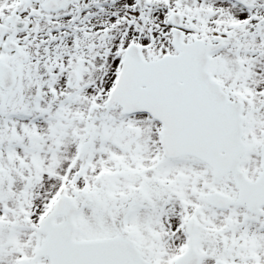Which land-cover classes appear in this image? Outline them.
Masks as SVG:
<instances>
[{
	"label": "rangeland",
	"instance_id": "1",
	"mask_svg": "<svg viewBox=\"0 0 264 264\" xmlns=\"http://www.w3.org/2000/svg\"><path fill=\"white\" fill-rule=\"evenodd\" d=\"M19 1L0 0V17L9 15ZM241 2L68 0L59 13L34 17L32 8L38 2L31 1L30 28L19 37L25 55L19 62V86L0 110V250L32 245L40 238L31 228L5 227L12 213L34 207L45 211L51 198L67 192L80 207L86 195L98 199V208L79 207L81 212L121 211L128 200L137 199L131 211L153 219L147 227L155 236L153 254L163 248L168 259L184 248L178 225H169L181 211L210 213L217 230L232 220L230 242L225 244L217 233L213 253L229 255L230 264H245L243 258L251 252L245 249L240 212L207 202L208 193L225 189L230 177L212 180L206 171L196 172L195 161L187 156L167 158L159 141L161 124L147 115L126 114L119 105L105 109L130 42H137L146 58L176 51L169 15L178 10L189 23L186 39L224 35L225 46L212 53L208 68L249 110L252 146L261 141L264 0ZM105 32L107 36L100 38ZM70 68L77 73L72 85L66 82ZM86 140L88 146L80 154L79 146ZM258 156L254 148L247 162L258 163ZM165 231L168 242L159 236ZM156 257L162 259L160 254Z\"/></svg>",
	"mask_w": 264,
	"mask_h": 264
},
{
	"label": "water",
	"instance_id": "2",
	"mask_svg": "<svg viewBox=\"0 0 264 264\" xmlns=\"http://www.w3.org/2000/svg\"><path fill=\"white\" fill-rule=\"evenodd\" d=\"M64 2L65 0H45L43 4L46 9H57ZM170 19L175 24L172 43L178 53L146 60L137 45L127 46L119 78L106 100V108L119 103L125 112L150 113L162 122L161 141L166 155L175 157L192 154L200 157L213 166L218 176L232 170L240 187L237 200L256 206L264 201L260 194L263 182L260 179L253 182L246 180L238 169L241 157L247 152V145L241 137V102L230 100L219 82L214 81L207 70L209 53L222 45V37L217 36L220 39L218 43H206L203 39L185 43L182 32L178 29L186 26L182 14L175 11ZM6 28L0 25V36ZM75 78V71L70 69L67 82L73 84ZM13 82L11 79L10 84ZM87 143L85 141L81 144L80 153L84 152ZM262 155L264 164V144ZM246 188L254 193L247 196ZM210 197L211 202L219 206L232 202L228 196L218 191L211 193ZM58 198L48 218L57 213H65L67 221L65 227L57 226L49 231L45 241L47 246H57V257L53 264H68V244H72L75 251H83L85 245L117 243L118 238L109 241L72 240L70 227L68 228L71 217L68 213L76 211L77 205L69 195ZM88 200L93 201L94 198L88 197ZM134 202L130 201L123 211L130 209ZM121 240L128 243L122 238ZM48 250L47 248L45 252ZM174 264H178V261Z\"/></svg>",
	"mask_w": 264,
	"mask_h": 264
},
{
	"label": "flooded vegetation",
	"instance_id": "3",
	"mask_svg": "<svg viewBox=\"0 0 264 264\" xmlns=\"http://www.w3.org/2000/svg\"><path fill=\"white\" fill-rule=\"evenodd\" d=\"M32 0H21L18 5L13 7L10 14L13 15L12 22H9L8 18L0 17V22L3 24H10L20 26L12 34L11 39L8 40V33H6L2 40L0 41V91H4V97L0 98V110L3 108L9 94L19 86V70L21 67L20 59L25 58L23 54L24 42L19 39L20 35L30 28V21L28 20L27 10L30 6ZM44 0H37V6L32 8L33 16H43L44 13H59L63 7L68 5V0L59 10H46L44 9ZM235 1V0H232ZM22 6L18 11L17 7ZM16 10V11H15ZM15 11V12H14ZM26 23V25H25ZM66 30L68 26L65 25ZM39 31V30H38ZM204 38V36H197L195 38ZM214 38V36H213ZM207 41L211 39H206ZM225 46V41L223 42ZM13 47L14 50L8 47ZM223 46V47H224ZM16 77V84L11 88L5 90L3 86L7 84L11 76ZM258 75V74H257ZM263 79V76H261ZM261 80V78H260ZM262 81V80H261ZM264 103L261 102V107ZM243 105L244 115V138L248 143V154L243 158L240 168L244 172L247 179L251 181L263 182L264 185V167L261 163V149L260 146L264 142V116L260 117V122L263 124L261 127V133L263 139L256 142L254 146L250 143V138L253 137L252 126L249 120L251 117L248 116L249 110L246 105ZM5 108H3V111ZM257 118H252L253 122ZM259 150V162L255 164H250L247 162V157H249L252 150ZM184 157V156H183ZM195 161L193 167L195 166V171L199 172V169L206 171L209 178L223 179L224 177H230L231 181L225 187L213 188L212 191L208 193L207 202L211 206L217 209L223 210H236L240 212V217L243 220L242 226V237L245 244V249L250 250L251 256L249 258H243L245 264H264V203L261 204L256 210H250L246 204L233 203L231 202L226 207H218L212 204L210 195L213 192H221L229 197V201L236 200L238 197V187L236 185L234 175L232 172H227L221 177H216L212 167L193 156H187ZM192 165V164H191ZM200 174H198L199 176ZM202 183V182H201ZM67 185V181H66ZM200 185V184H199ZM68 186V185H67ZM262 194H264V186L260 188ZM57 195L54 196L51 201V205L48 206L45 211H40V207H34L33 211H23V213L14 212L11 214L12 219L9 224H5V227H10L11 229H22L31 228L34 234L40 236L38 242L32 245L26 246H9L3 250H0V264H53L56 260V248L54 252L49 250V253L40 252L44 247V242L47 236V228L51 226H56L57 224H62L66 220V215L59 214L53 217V219H44L48 213L53 208L55 201L57 200ZM98 200V199H97ZM134 206L137 205V199H134ZM93 205V207L98 208L100 206L99 202L84 203L81 207H88ZM133 206V207H134ZM234 208V209H232ZM178 213L179 218L174 217L175 222L171 224H177L180 230L179 232V242L184 246L179 252L175 253L171 259H168L167 252L160 248L156 250L153 254L152 242L155 240L154 234L150 230H147L148 225L151 224L150 217L145 214H137L133 211H95V212H81L76 211L74 213H68L71 216V221L68 225L71 227V233L73 234L74 240L77 241H109L115 238L117 243H105V244H88L84 246L83 251H75L72 244H68V264H174L178 260V264H230L227 260L229 255L217 256L213 253L216 248L215 236L219 233L224 237V242H230V235L232 234V220L226 221L225 228L222 230H217L215 228V219L208 212H184ZM176 216V213H173ZM14 215H20L14 218ZM138 215V217L136 216ZM155 215V214H154ZM162 215V214H159ZM80 216V217H78ZM163 216H165L163 214ZM231 214L229 213V217ZM228 217V218H229ZM164 218H161L162 220ZM178 220V222H177ZM48 223L49 225H47ZM43 224V225H42ZM81 231L82 233H80ZM164 235L163 238L165 242L170 241L168 238V231L161 233L159 236ZM126 240L128 243L122 242ZM162 238V237H161ZM121 242V243H119ZM255 243L256 245L252 248L248 247ZM85 247H87L85 249ZM227 252V249L224 250ZM160 254L162 259H158L156 256ZM251 258V259H250Z\"/></svg>",
	"mask_w": 264,
	"mask_h": 264
}]
</instances>
